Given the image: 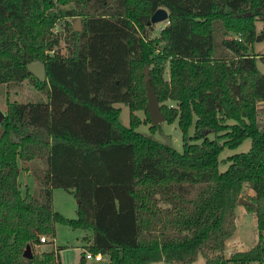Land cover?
Segmentation results:
<instances>
[{
    "label": "trees",
    "instance_id": "1",
    "mask_svg": "<svg viewBox=\"0 0 264 264\" xmlns=\"http://www.w3.org/2000/svg\"><path fill=\"white\" fill-rule=\"evenodd\" d=\"M158 7L167 23L151 37ZM68 16L80 17V30L60 21ZM257 19L264 0H0V84L29 78L39 91L7 101L0 122V264H60L54 249L22 254L58 221L92 230L89 250L106 257L99 264H184L198 255L204 264H260L264 126L255 104L264 100V74L249 52L264 40ZM36 58L45 81L27 69ZM146 74L166 120L177 119L182 151L135 129L134 110L148 113ZM117 102L129 107V125ZM246 137L249 150L219 170L223 146ZM21 170L37 180L33 193L21 194ZM245 183L259 239L226 257ZM54 187L73 192L75 217L53 209Z\"/></svg>",
    "mask_w": 264,
    "mask_h": 264
},
{
    "label": "rangeland",
    "instance_id": "2",
    "mask_svg": "<svg viewBox=\"0 0 264 264\" xmlns=\"http://www.w3.org/2000/svg\"><path fill=\"white\" fill-rule=\"evenodd\" d=\"M77 17L68 16L61 17L60 21L63 23L67 19L72 25ZM167 23V19L153 23V26L149 32L151 37H156L159 35V29L164 27ZM60 25V24H59ZM58 23L53 26L59 27ZM257 29L260 30L264 26V20H256ZM63 34V33H62ZM230 35H235L231 33ZM60 50L65 52L64 42L60 40ZM249 52L256 55V65L258 69L264 74V40L254 41L249 49ZM148 68H144V72H147ZM165 78L168 79L169 72L168 66L166 67ZM147 74L145 75V82L147 80ZM149 82V81H148ZM38 90L29 78L24 79L20 84L15 83H1L0 84V108L3 111L7 109V101L9 100H28L35 99L38 95ZM170 105L174 102L171 100H166ZM116 106L121 107L120 110V120L125 125L130 123V109L127 105L121 102L115 103ZM256 110V121L259 125L264 126V100H257L255 104ZM134 113L137 115L140 123L135 127V129L144 135H147L155 140L164 142L174 147L178 151L183 150L184 138L179 132L177 127V119L173 121L163 120L156 124L154 129H151V122L148 120V113L145 109H136ZM229 123L234 122L232 119L228 120ZM194 134V123L189 127L188 135ZM209 137H214V133H208ZM222 141V138H218ZM195 140L200 141V137L188 138V141ZM251 146V138L246 137L241 143L236 146H223L219 153V170H225L228 166L229 161L224 159L227 156L240 151H247ZM22 171V170H21ZM19 172L18 183L21 194H26L27 192L33 193L37 189V180L28 175H24L25 172ZM26 171V170H23ZM35 182V189L33 185ZM254 194V190L249 187L247 183L243 184L242 190L238 196L250 201L249 197ZM51 204L53 209L59 211L62 215L66 217H75L77 215V199L75 198L72 191L64 189L62 187L52 188V199ZM235 227L233 233L226 239L224 255L226 257L230 256L233 252L238 250L249 249L254 246L258 239V228L257 219L255 212L249 210L245 203L237 201L235 206ZM48 238L47 242H41L34 244L32 246L33 253H42L54 249L59 254L60 264H77L80 257L83 255L85 250H89L88 244L92 239V230L88 228L72 227L63 222H55L54 233H42ZM264 238V232H263ZM106 257L101 260H94L93 258H86L85 264H99L105 261ZM205 258L203 255H198V257L191 262L184 264H204ZM146 264H173L166 261H153ZM259 264V263H257ZM264 264V260L260 263Z\"/></svg>",
    "mask_w": 264,
    "mask_h": 264
},
{
    "label": "water",
    "instance_id": "3",
    "mask_svg": "<svg viewBox=\"0 0 264 264\" xmlns=\"http://www.w3.org/2000/svg\"><path fill=\"white\" fill-rule=\"evenodd\" d=\"M168 18V12L165 7H158L150 16L149 22L156 23L159 21L166 20ZM73 28L75 30H80L81 29V19L80 17H77ZM27 69L35 75L40 81H45L46 79V71H45V64L44 62L39 59H33L27 63ZM145 91H146V107L148 109V113L150 116V122L151 124H156L160 121H163L166 119V115L163 113L160 107V103L158 101V98L150 85L148 81L145 82ZM4 111L0 108V122L4 118ZM239 202L245 203V204H250L251 202L248 201L247 199H244L242 197L238 198ZM24 257H32L33 252L31 249V246L27 244L25 248L23 249L22 252Z\"/></svg>",
    "mask_w": 264,
    "mask_h": 264
},
{
    "label": "built area",
    "instance_id": "4",
    "mask_svg": "<svg viewBox=\"0 0 264 264\" xmlns=\"http://www.w3.org/2000/svg\"><path fill=\"white\" fill-rule=\"evenodd\" d=\"M55 30H57V27H55ZM40 241L41 242H47L48 241V238L45 236V235H42L40 237ZM84 258H93L94 260H101L103 258L102 254L100 252H97V253H94L90 250H85L84 251Z\"/></svg>",
    "mask_w": 264,
    "mask_h": 264
},
{
    "label": "crops",
    "instance_id": "5",
    "mask_svg": "<svg viewBox=\"0 0 264 264\" xmlns=\"http://www.w3.org/2000/svg\"><path fill=\"white\" fill-rule=\"evenodd\" d=\"M21 172H25L24 175H28V176H30V177L32 176V175H30V173H29L30 171H27V170H26V171H23V170H22ZM32 177H33V176H32ZM34 181H35V179H34ZM34 181H33V185H34V189H35V182H34Z\"/></svg>",
    "mask_w": 264,
    "mask_h": 264
}]
</instances>
